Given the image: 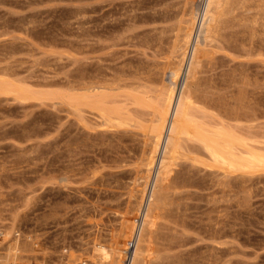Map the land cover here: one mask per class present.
<instances>
[{"label": "rangeland", "instance_id": "obj_1", "mask_svg": "<svg viewBox=\"0 0 264 264\" xmlns=\"http://www.w3.org/2000/svg\"><path fill=\"white\" fill-rule=\"evenodd\" d=\"M129 1L0 0V68H7L11 79L38 91L65 90L68 84H81L92 77L137 82L142 76L138 71L150 68L153 85L171 83L168 71L161 73L159 68L170 57L175 23L171 16L180 0H133L136 7ZM204 1H193L200 15L198 23ZM261 11L257 34L250 37L238 32L241 41L239 37L234 42L219 39L205 45L200 27H196L176 89L179 91L185 79L189 53L198 39L203 62L195 75L200 88L208 90L209 96L212 92L214 101L221 99L230 103L229 109L244 112L248 131L264 141V9ZM132 16L139 18L134 25ZM0 99V264H78L70 261V254H84L88 262L97 236L104 242L119 225L115 210L123 211L135 170L144 168L139 158L142 136L120 131L117 138L115 133L102 132L91 114H87L92 120L85 128L65 106L48 101ZM157 158L159 161V155ZM184 163L180 166L194 170L197 184L181 204L186 220L224 225L228 234L215 241L205 238L184 249L211 255L216 264H264V171L247 177L243 190L237 177L228 178L231 186H225L222 193L220 188H224L217 182L222 180L220 175ZM26 243L32 250L17 254L15 249ZM132 250L133 246L126 255L128 260ZM32 253L35 255L21 256Z\"/></svg>", "mask_w": 264, "mask_h": 264}, {"label": "bare ground", "instance_id": "obj_2", "mask_svg": "<svg viewBox=\"0 0 264 264\" xmlns=\"http://www.w3.org/2000/svg\"><path fill=\"white\" fill-rule=\"evenodd\" d=\"M193 1L175 2L176 10L171 16L175 18V23L171 28L173 35L169 45L170 57L161 63L160 68L157 64L155 65L161 73L163 70L168 71L172 79L171 83H164L160 80L159 86L153 85L154 80L150 75L154 73L149 72L152 70L150 68L138 71L142 76L137 82H128L122 80V77V79L118 77L113 79V77L112 81H109L106 80L107 75H105L106 81L88 77L91 80L81 84H68L65 90L38 91L21 80L11 79L12 77L7 75L8 69L0 68V97L6 100L11 98L19 103L37 102L41 104L48 101L52 105L65 106V110L75 114L85 128H89L88 121L92 119H90L91 116L88 118L87 114H91L93 121L102 132L109 131L115 135L120 131L138 132L143 138V145L141 149H138L140 150L139 158L144 162V168L140 169L137 166L138 169L135 170L134 183L128 192L123 211L115 210V214L120 219L119 225L111 229L106 241L103 242L102 239L99 241V236H97V240L92 242L93 246L89 250L88 262L82 257L84 254L78 256L70 254L71 262L79 261L78 264H216L211 255H197L196 249H184L189 244L205 238L215 241L227 238L228 234L224 225L218 227L209 222L202 223L200 220L198 222L186 220L184 206L182 207L181 204L182 202L184 204L183 200L190 195V188L197 184L194 180V173H192L194 170L190 171L189 166L185 169L180 165L187 162L190 167L220 175L222 180L217 182L223 188L231 186L228 178L237 177L242 190L250 176L264 171V141L260 136L248 131L250 126L246 127L245 120L243 121L246 114L235 107L233 110L229 109V102L221 99L214 101L210 97L212 92L209 91V96L208 90L206 92L200 88L195 75L203 62L200 57L201 49L198 39L189 53L187 60L189 63L186 67V74L184 73L185 79L179 91L176 89L195 28L200 27L199 32L202 34L205 45L211 42L213 44L219 39L234 42L238 41L239 37L241 41L244 34L254 37L255 33L257 34L258 15L264 9V0H205L199 23L197 22L199 14L193 8ZM130 20L134 25L139 18L136 20L132 16ZM238 32L242 34L241 38L237 37L240 35ZM240 105L239 108H241ZM213 108L214 110L220 109V112L213 111ZM248 109L251 108L248 107ZM245 111L249 112L247 109ZM157 155H159V161ZM156 164L153 185L143 213V203L146 200L147 189ZM220 189L222 193L225 192V188ZM138 216L141 217L138 219ZM131 242L133 245H130ZM222 243L226 244L227 241ZM132 246L133 250L128 260L126 255ZM29 250L32 249L28 243L22 249L19 247L15 249L17 254L19 251L25 253ZM32 255L35 254H21L26 257ZM16 259L17 257L14 260ZM226 261L223 262L226 263Z\"/></svg>", "mask_w": 264, "mask_h": 264}]
</instances>
